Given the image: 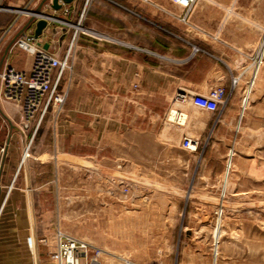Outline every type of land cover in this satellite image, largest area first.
<instances>
[{
    "label": "rangeland",
    "instance_id": "obj_1",
    "mask_svg": "<svg viewBox=\"0 0 264 264\" xmlns=\"http://www.w3.org/2000/svg\"><path fill=\"white\" fill-rule=\"evenodd\" d=\"M154 1L183 23L204 7L214 32L227 40L223 44L231 53L225 58L228 68L216 86L226 90L225 105L213 114L194 107L190 98L182 99L188 93L178 89L179 79L169 76L174 66L161 55L166 52L162 48L156 51L161 56L142 52L144 82L133 86L134 94L129 92L143 99V120L136 125L132 114L121 116L111 107L114 115L104 122L107 133L97 138L96 148L78 144L70 149L71 138H64L65 150L58 149L52 133L63 130L65 106L61 112L50 109L35 137L36 123L26 132V141L20 113L0 97V158L9 153L8 161L16 164L2 186L6 200L0 220L12 204L20 224L26 203L15 205L11 199L25 194V177L31 173L35 259L37 242L46 239L40 244L46 250L44 264H54L51 253L58 230L87 242L90 256L99 249L100 264H264V190L250 168L264 164V0H196L190 11L172 0ZM39 2L26 0L16 7L0 0V56L2 44L25 19L54 22V34L58 26L66 27L70 48L87 50L90 42L103 45L108 40L89 25L90 6L79 25L83 12L70 22L54 10L51 0L44 4L54 16L31 11ZM232 8L249 20L233 15L228 11ZM66 82L59 89L69 94ZM211 89L200 93L207 95ZM180 101L189 118L184 125L172 124L169 113ZM198 122H207L208 129L202 131ZM81 124L85 132L91 131L87 121ZM185 136L200 140L196 153L182 149ZM29 145V158L23 163ZM28 219L29 212L27 223ZM30 236L28 230L24 241L35 264Z\"/></svg>",
    "mask_w": 264,
    "mask_h": 264
},
{
    "label": "crops",
    "instance_id": "obj_2",
    "mask_svg": "<svg viewBox=\"0 0 264 264\" xmlns=\"http://www.w3.org/2000/svg\"><path fill=\"white\" fill-rule=\"evenodd\" d=\"M8 1L19 7L21 6L19 4L25 3L26 0ZM87 2L88 0H73L70 4L60 2L61 9L54 10L62 12L64 20L76 21ZM87 6H90L87 17L89 25L103 31L108 40L103 45L89 41L90 45L87 50L81 49L82 46L79 45L77 49L73 47L71 50L70 63L74 64L71 69L72 76L71 79H67L66 72L61 82L62 84L67 80L66 85L69 86L68 99L63 113V130L52 133L53 138L57 140L58 149L61 147L62 150H65V139L69 138L71 140L67 147L70 149L78 144L96 148L97 138L106 136L107 131L103 130V124L108 121L110 114L114 115V112H110V108L113 106L117 107L116 113L121 116L132 114L136 125L140 120H143L140 108L143 107L141 104L143 99L135 96L130 97L129 92L134 94L133 86L138 88L139 84L144 82L146 66L145 56L142 52L145 49L157 55H160L156 53L158 48L166 51L161 55L169 58L174 66V69L172 67L169 70V76L179 79L181 84L178 89L187 93H200L203 89L216 87L220 76H224L226 73L225 70L228 67L225 58L231 54L229 50L227 51V46L223 44L227 40L222 39L218 32H214V25L206 16L207 14L202 12L204 7L201 8V12L199 11L195 16L193 14L190 20L186 19L183 23V20L166 9L163 3L154 0H89ZM47 8L50 6L41 0L30 10L54 16ZM67 10L68 12H66ZM228 11H232L233 15L240 16L243 20H249L236 14L234 8ZM29 22L30 19H25L23 23L19 22L14 35L6 40L5 45L2 44L0 69L5 66L20 70L31 68L32 57L26 51L18 49L14 42L16 37L24 34L35 38L33 44L38 49L47 51L60 59L67 55L71 39L69 29L58 26L55 28L56 33L54 34L55 24L51 22L37 37L38 20H34L31 24ZM186 27L191 30V33ZM86 56L87 59H84L83 57ZM203 61H206V64ZM7 104H10L11 109L15 108L13 110L20 113L18 105ZM129 108L132 109L131 113ZM86 121L88 122L87 127L91 129L89 133L85 132L86 125L81 124ZM198 124L202 131L208 129L207 122H198ZM67 130L69 132H66ZM24 135L27 141L28 136L26 133ZM60 138L65 139L61 140ZM102 148L104 150L106 146ZM97 152L96 150L94 154ZM10 157L8 153L4 159L0 158V217L4 210L3 203L6 200L3 197L2 186L4 180L7 183L6 179L11 176L10 171L16 166L12 159L8 161ZM250 168L255 170H252L255 172V179L261 182L259 187L264 190V164L251 165ZM24 185L26 187L25 194H17L11 199V203L14 202L15 205L21 201L26 203L24 207L26 212L21 215L24 217L20 219V224L16 222L11 203L6 216L0 220V264H31L27 244L24 241L28 230H30L34 241L31 252L35 259L36 242L31 229L32 202L34 201L31 173L29 177H25ZM27 212H29L28 223ZM34 233L39 238L38 228H35ZM37 250L38 259H35V264L37 261L38 264H44L42 255L46 250L41 248L39 242H37Z\"/></svg>",
    "mask_w": 264,
    "mask_h": 264
},
{
    "label": "built area",
    "instance_id": "obj_3",
    "mask_svg": "<svg viewBox=\"0 0 264 264\" xmlns=\"http://www.w3.org/2000/svg\"><path fill=\"white\" fill-rule=\"evenodd\" d=\"M174 4L188 11L193 8L196 0H172ZM89 0L86 4V7ZM86 7L79 18L78 24L83 22ZM68 12V10L66 11ZM78 34H75V38ZM74 38V41H75ZM35 38L29 35H22L17 45L32 57V65L29 70H20L11 66L0 69V97L5 103H13L20 108V128L23 133L34 129L37 134L49 110L61 112L67 100V91L59 89L64 74L71 69L70 57L71 48L65 58L60 59L47 51L34 46ZM73 41V42H74ZM262 61V60H261ZM259 62L258 66L262 62ZM187 98L191 99L194 107L209 113H218L225 105L226 90L224 87H214L207 95L201 93H188ZM182 99H187L182 97ZM200 140L185 136L182 141V149L192 153L198 151ZM31 146L26 149L27 154ZM127 192L128 190L125 189ZM30 249H33V239H27ZM54 250L51 259L54 264H100L99 249L90 256L88 249L90 245L79 238L56 231L54 237ZM39 243H47L46 239H39Z\"/></svg>",
    "mask_w": 264,
    "mask_h": 264
},
{
    "label": "bare ground",
    "instance_id": "obj_4",
    "mask_svg": "<svg viewBox=\"0 0 264 264\" xmlns=\"http://www.w3.org/2000/svg\"><path fill=\"white\" fill-rule=\"evenodd\" d=\"M182 97H186V96H182ZM181 105H183V102L180 101L179 104L175 108L171 109L169 116H168V121L170 123L177 124V125H184L187 122L189 117L186 112L181 110L180 108ZM28 158H29V154L26 153V155L23 158V163H26V160H28Z\"/></svg>",
    "mask_w": 264,
    "mask_h": 264
},
{
    "label": "water",
    "instance_id": "obj_5",
    "mask_svg": "<svg viewBox=\"0 0 264 264\" xmlns=\"http://www.w3.org/2000/svg\"><path fill=\"white\" fill-rule=\"evenodd\" d=\"M60 2H63L64 4H70L73 2V0H53V7L56 10L61 9L62 5ZM34 21V19L30 20V24ZM48 26V21L46 20H40L37 23V30H36V36H40L43 32V30Z\"/></svg>",
    "mask_w": 264,
    "mask_h": 264
}]
</instances>
